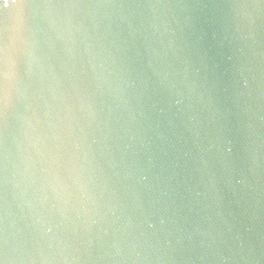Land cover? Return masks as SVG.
Masks as SVG:
<instances>
[{"label": "water", "instance_id": "obj_1", "mask_svg": "<svg viewBox=\"0 0 264 264\" xmlns=\"http://www.w3.org/2000/svg\"><path fill=\"white\" fill-rule=\"evenodd\" d=\"M71 2L0 0L8 264H264V5Z\"/></svg>", "mask_w": 264, "mask_h": 264}, {"label": "snow or ice", "instance_id": "obj_2", "mask_svg": "<svg viewBox=\"0 0 264 264\" xmlns=\"http://www.w3.org/2000/svg\"><path fill=\"white\" fill-rule=\"evenodd\" d=\"M83 0H72L71 4L82 3ZM104 3H113L115 0H102ZM4 3H9V0H4ZM261 5H264V0H259ZM21 15L15 23L23 24L28 18L29 14L27 10L32 7L30 0H19ZM9 26L0 25V36H3ZM9 78L8 66H7V50L4 42L0 41V113L3 112L5 103L7 101L6 88L7 81ZM58 139V137H57ZM51 164L54 166H59L60 157L57 155L56 151H53L52 154L48 157ZM9 257L6 250V241L0 237V264H8Z\"/></svg>", "mask_w": 264, "mask_h": 264}]
</instances>
